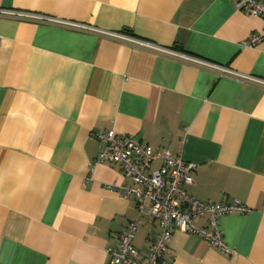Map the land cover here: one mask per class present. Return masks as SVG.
Listing matches in <instances>:
<instances>
[{"label": "crops", "instance_id": "obj_1", "mask_svg": "<svg viewBox=\"0 0 264 264\" xmlns=\"http://www.w3.org/2000/svg\"><path fill=\"white\" fill-rule=\"evenodd\" d=\"M264 3V0H261ZM23 10L124 31L264 78V18L234 0H0ZM115 130L198 164L188 191L249 206L218 219L225 253L172 232L160 264H264V86L118 42L85 28L0 15V264H110L109 247L139 216L120 163L92 167ZM152 163L150 170L160 167ZM198 225L209 226L207 216ZM159 219L144 215V258Z\"/></svg>", "mask_w": 264, "mask_h": 264}, {"label": "built area", "instance_id": "obj_2", "mask_svg": "<svg viewBox=\"0 0 264 264\" xmlns=\"http://www.w3.org/2000/svg\"><path fill=\"white\" fill-rule=\"evenodd\" d=\"M234 1L237 8L264 18V3L261 0ZM0 15L91 29L133 47L162 54L183 63L212 68L223 76L229 75L241 81L264 86V78L235 71L227 66L193 56L176 47L162 46L128 32L97 29L78 22L23 10L0 8ZM259 43H264V28L252 34L243 42V45L255 46ZM97 138L102 148L93 161L92 167L103 162L120 163L125 174L132 179L134 186L114 185V187L124 198L135 196L139 210L138 218L130 220L126 229L120 232L118 245L108 248L110 264H160L175 229L202 236L227 254L235 253V250L224 241L218 219L224 214L248 213L251 211L249 206L238 200L230 203L205 202L190 193L188 187L195 184L198 164L174 156L167 148L142 145L131 136L118 135L115 130L99 133ZM157 160L161 161L160 167L150 170L152 163ZM145 214L159 219L160 231L154 236L146 256L141 258L133 240L144 223ZM204 216H207L209 226L197 224L198 218Z\"/></svg>", "mask_w": 264, "mask_h": 264}]
</instances>
